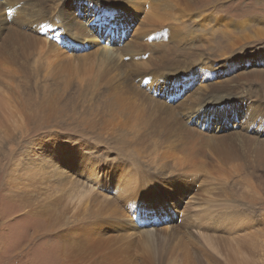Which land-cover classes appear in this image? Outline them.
Listing matches in <instances>:
<instances>
[{
	"label": "rangeland",
	"instance_id": "1",
	"mask_svg": "<svg viewBox=\"0 0 264 264\" xmlns=\"http://www.w3.org/2000/svg\"><path fill=\"white\" fill-rule=\"evenodd\" d=\"M0 264H264V0H0Z\"/></svg>",
	"mask_w": 264,
	"mask_h": 264
},
{
	"label": "bare ground",
	"instance_id": "2",
	"mask_svg": "<svg viewBox=\"0 0 264 264\" xmlns=\"http://www.w3.org/2000/svg\"><path fill=\"white\" fill-rule=\"evenodd\" d=\"M53 146H57V142L55 141L54 142V144H53ZM41 148H42V146H40ZM45 148H48V144H46L45 145ZM68 148H70V147H68ZM60 152V151H59ZM77 152H79V155H83V156H86V152L85 151H83V150H80V151H77ZM41 154H42V156H41V158H46L47 160H52V156L53 157H58L57 156V153H56V151H53V153H50L49 151H41L40 152ZM60 154H62V152L60 153ZM40 156V155H39ZM81 162V161H80ZM26 163V162H25ZM25 163H24V165L23 166H25L24 167V169H26L27 167H28V164H29V161H28V164H26L25 165ZM57 163V165H56V167L60 170V171H62V167L63 166H65V165H67V161H64L63 160V156H61V158L58 160V162H56ZM42 164H44V162L42 163ZM88 165H89V163H83L82 162V164H78L77 165V167L79 168V169H81L82 167H84L83 168V171L82 172H84L86 169H88ZM80 182V181H79ZM78 184V183H77ZM84 188H86L84 185L83 186H81V187H79V186H76V191L75 192H72L71 193V196H75L76 194H77V198H80V200H83V199H88L89 200V198H91V197H93V196H91L90 194H91V192H92V190H86V189H84ZM81 193V194H80ZM91 196V197H90ZM90 201V200H89ZM223 222V221H222Z\"/></svg>",
	"mask_w": 264,
	"mask_h": 264
}]
</instances>
